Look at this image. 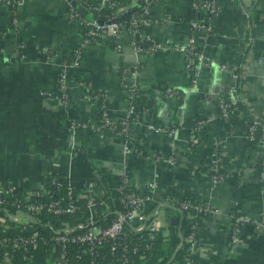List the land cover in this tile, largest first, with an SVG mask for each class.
<instances>
[{
    "label": "crops",
    "instance_id": "0c3cea01",
    "mask_svg": "<svg viewBox=\"0 0 264 264\" xmlns=\"http://www.w3.org/2000/svg\"><path fill=\"white\" fill-rule=\"evenodd\" d=\"M71 1L0 0V25L7 26L0 36V188L42 190L48 172L85 183L96 173L88 154L135 186L153 185L156 198L167 191H188L209 212L219 213L197 228L193 264H264V176L254 166L264 158V140L248 135L252 119L264 127V0H214L213 34L207 42L197 38L211 66L195 81L181 49L190 20L198 17L190 0H151L146 29L162 48L150 52L131 46L122 30L114 40L83 43L81 22L69 14ZM141 3L129 0L119 16ZM9 4L17 12L11 25ZM78 49L79 66L70 67ZM218 64L241 67V89L232 98L224 93L228 75ZM64 67L70 100L63 103L43 93L56 92ZM130 84L145 98V107L127 122L124 136L96 130L86 141L85 154L78 145L91 133L87 121L99 113L101 97L96 95L105 96L108 120H124ZM88 92L93 98L87 99ZM226 101L238 107L222 119L218 105ZM201 115L208 118L203 130L211 132L214 143L194 148L190 126ZM213 147L224 155V175L217 180L205 162ZM234 213L249 222L233 242ZM157 215L165 240L176 241L178 219L176 224L171 219L177 217H169L164 208ZM52 257L41 252L34 264H49ZM164 260L149 264H179Z\"/></svg>",
    "mask_w": 264,
    "mask_h": 264
},
{
    "label": "built area",
    "instance_id": "2783aa9c",
    "mask_svg": "<svg viewBox=\"0 0 264 264\" xmlns=\"http://www.w3.org/2000/svg\"><path fill=\"white\" fill-rule=\"evenodd\" d=\"M78 4L77 10H82L85 13L91 14L94 10L101 9H112L114 8L115 14L112 17H106L104 19H87L79 15V13L72 8L69 9V14L71 17L80 20L82 24L83 32L81 33V38L83 43H88L91 41H97L99 38L103 39H113L119 34V32L126 31L129 36V44L135 49L144 50L145 52L154 51L162 48L160 43L155 42L150 33L147 32L146 28L149 23V10L151 0H142V3L138 5L139 12L132 14L130 18V27L127 28L123 23L117 21L119 15L122 14L120 10L128 7V2L121 4L115 0H97V4H87L86 1L74 0ZM137 7V8H138ZM191 7L197 12L198 17L193 18L189 22L190 35L187 40V44L182 47L184 54V64L187 72L191 76L192 80L195 81L203 68L211 66L210 59L205 53V50L197 42L198 36L203 38V42H207L209 37L213 34V21L218 14V6L214 0H192ZM80 12V11H79ZM118 47L120 45H117ZM218 69L224 71L228 75V83L224 88V93L229 98L233 97L237 92L239 87L238 78L239 74L234 68H229L226 64H218ZM60 76L58 78V85L61 86L64 83L65 77ZM135 86L130 84L128 88L127 96H131ZM60 96L62 93L58 92ZM53 96L56 101L63 99L62 97ZM232 102L226 101L221 102L218 105V110L222 112L223 116L226 117L228 113L233 110ZM132 107L130 102H127V114L126 119L129 115L130 108ZM126 119L121 120V124L126 126ZM105 124H110V122L116 123L111 120L105 119L103 121ZM94 122H91V124ZM205 122H200L198 127V133L201 132L205 126ZM258 127H262V132L260 135L258 133ZM94 128V127H92ZM123 128V130H124ZM162 131H166L169 134L172 130L165 128ZM125 132V130H124ZM248 135L253 140L256 138H262L264 140V127L261 125L260 120L257 118L252 119L248 127ZM197 142V137L193 131H191L190 143ZM221 151L217 147H213L209 153V160H211L210 167L212 170L217 171L223 167V160L221 158ZM264 161V158L262 159ZM98 178V173L96 171L95 177ZM264 176V172H262ZM126 177V176H125ZM213 179L217 180L222 176H214ZM59 183L66 184L68 186L74 187L81 184H75L70 180H64L58 177ZM128 185L133 187V190H125L123 186L119 187L121 195L119 197L125 211H116L114 219L108 226H101L97 224L98 221H103L106 215L110 212L111 208L107 200L103 197L105 190L101 187L97 189V184L93 180L85 182V188L70 195V201L66 204H61L59 200H53L48 203V211L53 214L60 216L69 214L72 215L71 219L65 221L57 218L54 223L53 230V240L54 244L50 245L47 249H39L36 240L37 227L33 226L35 215L39 213L44 205L37 201L38 196L46 195L45 189L42 190H30L27 192H21L22 196L17 198L13 204H4L2 199V193L7 191L4 187L0 188V226L7 227L9 222L15 223V228L18 230L26 231L30 234L29 238L24 239H7L0 238V253L2 255V262H8L10 257L9 253L15 248L26 246L30 244V250L32 254L30 256L31 264H34L35 258L39 253H51L53 254L52 259H50L49 264H72L73 262H67L65 259V249L67 243H72L77 247L76 258L81 259L83 256L92 255L94 248L98 247L101 242L105 239L110 241L111 249L121 243L125 238H129L131 235H135L140 240L139 245L132 246V250L136 251L142 249L144 251L149 250L151 245L156 241H161L166 239V235L161 230V227L157 222V211L164 208L168 203L172 201L170 198H156L153 194V185L146 186L147 191L145 192L142 188L138 187L129 182L126 177ZM96 189V190H95ZM12 192L16 190L10 189ZM173 193V192H172ZM171 193V194H172ZM84 200V209L80 210L74 201ZM189 204L186 202L181 203L176 207L175 211L188 209ZM212 215L214 214L218 217L219 213L215 210H211ZM234 215L231 214L230 218L233 219ZM235 224L233 223L234 229L232 230L231 239L232 241H237L239 239L238 233L241 226L249 222V220L239 214L234 217ZM195 226V222L193 227ZM78 231V232H75ZM197 231V227H196ZM179 237L181 236L180 230L178 231ZM187 246L188 250L192 253L197 252V240L189 235L181 243ZM123 260L125 261L128 257L125 255L126 250H128L126 244L123 245ZM131 250V248H130ZM145 264H149V261H155L153 255L145 257L142 259ZM73 264H80L78 261ZM104 264H112L104 263Z\"/></svg>",
    "mask_w": 264,
    "mask_h": 264
},
{
    "label": "trees",
    "instance_id": "16d2710c",
    "mask_svg": "<svg viewBox=\"0 0 264 264\" xmlns=\"http://www.w3.org/2000/svg\"><path fill=\"white\" fill-rule=\"evenodd\" d=\"M86 1L87 4L95 5L97 4V0H82ZM118 3L124 4L127 3L129 0H115ZM192 3V0H190V4ZM9 10V19L7 24L11 25L17 15L16 10L13 8V4H9L8 6ZM73 9L79 13V15L83 18L87 19H104L106 17H112L115 14V9H101V10H94L91 12L92 16H89V13L86 12L84 15L77 10L78 4L74 0H72L69 3V9ZM139 7L136 10H129L125 12L122 16L117 18V21L123 23L127 28L130 27V18L132 14L139 12ZM93 13V14H92ZM95 17H94V16ZM251 34L253 33V25L251 23ZM7 26L6 24L0 25V36L3 35L4 32H6ZM148 32V30H146ZM113 41V40H111ZM113 45V43H112ZM235 71L239 74L238 78V89L237 92L241 89L242 84V76H241V67H235ZM236 92V93H237ZM58 96H60L59 93H56ZM69 96V95H68ZM70 100V97H69ZM127 101L130 102L132 105L129 106L130 112L126 119V123L130 122L131 120L135 119L140 112L142 111L143 107H145V98L142 96L141 92L139 90H133L131 92V96L127 97ZM99 102V113L98 115L91 120L92 122L96 123L98 126V130H105L109 132L112 135L115 136H124L125 132L123 130L124 125H122L121 119L118 120L116 123L110 122V124H105L103 122L104 120V107L101 100ZM232 108L235 109L238 107V104L234 102L232 105ZM219 111V110H218ZM219 116L224 119V116L221 111H219ZM64 114L61 116V118H64ZM91 121H87V123H91ZM208 118L201 115L197 116L190 126V130L194 132L195 137H197V142L193 143V147L196 148L202 144H206L207 146H213L214 140L212 138L211 132H207L202 130L198 133V127L200 125V122H207ZM164 129V127H162ZM169 128V127H165ZM258 133L259 135L262 132V127H258ZM172 130V129H170ZM95 128L91 129V133L87 135L86 140L78 145V147L86 154V141L89 140V138L92 136L93 133H95ZM220 150V149H219ZM221 151V150H220ZM89 164L91 167L97 171V176L92 177L90 180H93L95 184H97V189L102 188L105 190L104 198L107 200L108 204L110 205V212L106 215L105 219L103 221H98L97 224H100L101 226H108L112 220L114 219L115 212L116 211H125L122 203L119 200V197L121 195V192L119 190L120 186H123L125 190H133V187L131 185H128L126 181V177L122 174L114 172L112 169L106 166H102L94 162L92 159L89 158L88 154H86ZM222 160L224 161V155H221ZM207 164H211V160L209 158L205 160ZM256 173L262 176V172H264V161L262 159H258L255 163ZM208 173L210 175H216V176H223V172L221 169L214 171L209 170ZM58 177H60L59 174H55L52 172H48L46 175V180L44 183V189L46 192V195L38 196L37 201H39L44 207L42 210L35 215L34 222L30 223L33 226L37 227V233H36V243L39 247V249L44 250L47 249L50 245L54 244V240L52 238L53 236V230L52 227H54L55 220L57 218H60L61 220H69L71 219L72 215L65 214L57 216L53 214L52 212L48 211L47 205L53 200H59L61 204L68 203L70 199V195L74 194L76 192H79L80 190L84 189L86 186L84 183H81L79 186H68L66 184L59 183ZM145 192L147 191V187L142 188ZM172 192L167 191L162 194V198H170L172 201H170L168 204L164 207V209L167 211L169 217H177L178 219V226L180 229L181 236L178 237L176 241H156L151 245L149 250H132V246L139 245L140 240L137 236L131 235L129 238H125L122 240L121 243L117 244L114 249H111L110 241L108 239H105L101 242V244L94 248L93 254L88 256H83L81 259L76 258L77 253V247L74 246L72 243L66 244L65 249V259L67 262H76L78 261L80 264H104L111 262L112 264H145L142 259L145 257L153 255V257L156 259V261L160 258L165 259L164 263L168 261L172 262H178L179 264H193L197 260V253H192L188 250L187 246L181 244L178 246L181 241H183L185 238H187L189 235H192L197 240V234H196V227L198 228L201 224V222L204 219H207L211 217V213L208 211V209L204 206V203L202 202L201 198L194 193L188 192V191H174ZM21 191L16 190L15 192H12V190L8 189L4 193H2V199L4 200V204L11 205L14 203V201L17 198H20ZM186 202L189 204L188 209L186 210H178L174 211L176 207H178L181 203ZM74 203L78 206L80 210L84 209V200L81 199L80 201H74ZM234 217L237 215V213H234ZM234 217L231 220L232 224H235ZM195 222V226L193 227ZM242 227V226H241ZM78 232V231H75ZM30 234L26 231L18 230L15 228L14 222H9L7 227L0 226V238H7V239H24L29 238ZM127 246L128 250H126L125 255L128 257L125 261L123 260L122 254H123V245ZM131 248V250H130ZM32 254V251L30 250V244H27L26 246H21L18 248H15L12 252L9 253V261L8 262H2V255L0 253V264H31L30 256ZM155 261V262H156ZM72 263V264H73Z\"/></svg>",
    "mask_w": 264,
    "mask_h": 264
},
{
    "label": "rangeland",
    "instance_id": "374dc122",
    "mask_svg": "<svg viewBox=\"0 0 264 264\" xmlns=\"http://www.w3.org/2000/svg\"><path fill=\"white\" fill-rule=\"evenodd\" d=\"M93 14V13H92ZM89 16H92L91 14H89ZM94 16V15H93ZM95 17V16H94ZM82 25V24H81ZM81 32H83V29L81 30ZM82 41H83V39H82ZM100 41V40H99ZM97 42V41H96ZM83 47V46H82ZM80 52L81 51H79V49H78V51L73 55V59H72V62L70 63V67H73V68H75V67H77V66H79V61H80V58H81V56H80V58H79V55H80ZM67 68L66 67H64V68H61V70L59 71V74H58V78L60 79V76H64V74H67ZM67 75H66V77H65V80H64V83H62L61 84V86L59 87V85L57 84V90H56V92L55 93H58V92H60V93H62L63 94V96H60V97H62L63 99H61V101L64 103V101H67L68 102V100H69V97L70 96H68V93H67V91H68V87H67ZM57 83H58V80H57ZM88 90V89H87ZM55 93L54 94H52V93H47V92H45V93H43V96H45V97H51V96H56L55 95ZM96 94V93H95ZM97 97H101V102L103 103V101H104V98H105V96H103V95H96ZM93 98V94L92 93H89L88 92V94H87V99L88 98ZM53 99H55V98H53ZM103 106L105 107V104H103ZM105 119H107L106 117H105V115H104V120ZM103 120V121H104ZM108 120V119H107ZM73 123V122H72ZM74 124H71V122H70V126H73ZM89 127V129L91 130L92 129V127H94L95 128V130H98V126H97V124L96 123H89V124H87V128ZM103 130V129H102ZM105 131V130H104Z\"/></svg>",
    "mask_w": 264,
    "mask_h": 264
},
{
    "label": "water",
    "instance_id": "95a60500",
    "mask_svg": "<svg viewBox=\"0 0 264 264\" xmlns=\"http://www.w3.org/2000/svg\"><path fill=\"white\" fill-rule=\"evenodd\" d=\"M136 9H137V6H135L134 8H132V10H136ZM79 11L81 12L82 15L85 14L84 11H82V10H79ZM176 223H177V218H172L171 219V224H176Z\"/></svg>",
    "mask_w": 264,
    "mask_h": 264
}]
</instances>
